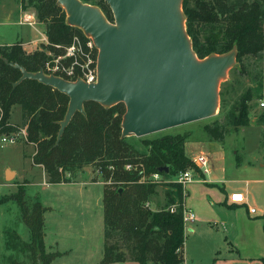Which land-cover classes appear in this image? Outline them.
Segmentation results:
<instances>
[{
  "label": "trees",
  "instance_id": "obj_1",
  "mask_svg": "<svg viewBox=\"0 0 264 264\" xmlns=\"http://www.w3.org/2000/svg\"><path fill=\"white\" fill-rule=\"evenodd\" d=\"M83 2L94 5L91 0ZM98 5L105 17L113 21V14L105 0ZM263 0H182L186 32L199 59L210 54H223L236 47V64L245 56H264ZM21 9L31 6L37 21L44 25L47 43L26 52L21 41L0 45V134L25 131V141L34 145L32 162L41 165L46 183L70 182L67 173L94 165L104 178L101 205L103 208V254L98 264H182L186 233L182 220L183 188L175 184L166 191V204L151 209L146 203L156 194L155 183L139 181L144 174L158 171L174 178L188 168H195L185 154L184 144L190 132L170 134L162 138L143 140L147 153L139 152L121 136V121L125 105L117 103L104 107L97 102L84 103V111L75 112L56 143L59 121L63 119L69 98L57 89L37 80L24 79L19 69L8 62L18 63L27 71L64 77L46 70L60 52L72 43L75 35L86 39L83 31L66 22V13L56 0H20ZM58 47V48H57ZM5 59L8 61L6 62ZM244 96L238 104L237 126L248 122ZM258 116L264 125V101ZM21 108V123L10 122L14 105ZM203 131L211 140L222 141L225 128L218 123L204 124ZM133 164L137 170L126 171L124 165ZM24 188L18 189L13 200L29 229L27 248L41 264H50L60 255L48 251L44 242V212L47 207L35 201L29 206ZM171 207H174L171 210ZM8 245H10L8 243ZM264 264V257L260 258Z\"/></svg>",
  "mask_w": 264,
  "mask_h": 264
},
{
  "label": "rangeland",
  "instance_id": "obj_2",
  "mask_svg": "<svg viewBox=\"0 0 264 264\" xmlns=\"http://www.w3.org/2000/svg\"><path fill=\"white\" fill-rule=\"evenodd\" d=\"M91 2L95 6L100 4L99 0H91ZM24 13L34 14V26L20 23ZM37 24L39 22L33 7L28 6L23 10L20 0H0V44L9 45L20 40L22 48L26 52H32V40H22L19 35L22 32L24 38L40 36L34 29V27H38ZM41 26L44 29V25L41 24ZM45 42L47 43V39ZM40 45L41 43H38L37 49ZM58 59L64 62V68H69L73 64V58L71 59L67 55L66 49L63 47L55 60L53 59V64L57 63ZM244 96L251 98L247 102L248 122L246 125L237 126L235 124L237 108L240 99ZM262 101H264V56L259 53L256 56H245L241 65H233L225 78L220 81L219 104L215 115L146 136L131 135L125 138L139 152L147 153V147L143 140L189 131L192 134L189 142L195 143L200 141L201 136H208L203 131V125L216 122L225 128V136L222 141H213L207 149L216 151L214 153L216 160L221 156L224 157L222 162L227 168L226 176H230L229 169L232 165L238 164L242 168L243 164L248 162L264 163V125L258 119ZM21 117V108L16 104L12 108L10 119L12 122H19L18 125H20ZM4 136L12 137L14 141L2 142L1 138ZM31 145L34 146L25 141L22 130L0 134V264H36L33 254L27 248H20L23 245L20 243L27 242L29 237V229L21 218L18 204L13 200V196L20 188H24V199L29 206L35 201H39L47 207L43 214L46 235L44 239L48 246L47 250L62 253L55 257L50 264H97L103 254L104 240L103 224L100 217L103 208L98 205V197L102 195V186L93 182L104 184L103 176L96 166L88 165L67 173L72 183H46L43 170L30 160L32 157L30 153L33 150ZM196 146V144L191 145L193 151ZM187 153L191 152L187 151ZM5 169L16 171V175L13 173L14 175L6 179ZM134 170H137V167ZM147 175L145 176L147 177ZM193 175L195 181L200 180L199 173ZM74 182L77 183L73 184ZM155 184L157 185L156 194L148 203V206L153 210L165 206V192L176 190L173 187L179 183L173 176L162 175L161 181ZM186 189L187 192L185 196L183 193V197L186 198L187 204L195 210V205L199 204L204 197V190L200 183H188ZM80 203L88 206L87 211L82 213V220H80V216H77L80 213L74 207ZM194 210L192 211L196 216V210ZM192 224V222L185 223L187 234H189L190 227L195 228V231L189 234L185 242V256H183L182 264L203 263L214 242V236L207 225L200 222H197V225H195L196 223ZM83 226H86L88 231L81 233ZM69 248L72 250L64 252ZM216 248L222 250V247L217 246ZM117 264L138 263L126 261Z\"/></svg>",
  "mask_w": 264,
  "mask_h": 264
},
{
  "label": "water",
  "instance_id": "obj_3",
  "mask_svg": "<svg viewBox=\"0 0 264 264\" xmlns=\"http://www.w3.org/2000/svg\"><path fill=\"white\" fill-rule=\"evenodd\" d=\"M56 2L67 24L80 28L97 48L96 82L70 81L43 69L30 72L5 59L21 72L14 86L33 79L68 96L56 143L74 113H85L87 101L125 105L122 137H142L215 115L219 84L236 64V47L199 59L186 32L182 0H105L112 22L98 6L82 0ZM12 175L5 170L6 179Z\"/></svg>",
  "mask_w": 264,
  "mask_h": 264
},
{
  "label": "crops",
  "instance_id": "obj_4",
  "mask_svg": "<svg viewBox=\"0 0 264 264\" xmlns=\"http://www.w3.org/2000/svg\"><path fill=\"white\" fill-rule=\"evenodd\" d=\"M32 15L34 16V14ZM37 26L38 27H34V29L40 36L36 35L32 38L27 36V38H24L22 32L19 35V38L22 40H32V51L37 49L38 43H46V36L41 23L37 24ZM10 122L12 124L19 123L12 122L11 119ZM191 136L192 134H190L185 141V154L191 158L198 152H205L209 158L208 172L204 174L199 173L201 175L200 180L195 181L193 179V181L190 182L191 184L200 183L204 190V197H202L200 203L196 204L194 207L196 211L187 204L185 197L183 202L184 207L195 211L196 216L192 223H196L195 225H197V222H200L207 225L214 236V242L210 246L209 255L201 264H263L260 258L264 257V163L253 164L248 162L243 164L244 167L242 168L241 165L238 164L232 165L229 169L231 175L226 176L227 168L222 162L224 157L221 156L220 159L216 160L214 158V153L216 151L207 149L215 140H211L208 136L203 135L200 137V141L194 143L189 142ZM195 144L197 146L193 151L191 145ZM32 147L33 150L30 156L34 153V146ZM186 150L191 152V155L188 154ZM30 160L32 162V158H30ZM35 165L40 167L44 172L41 165ZM259 168L262 170H259ZM13 173L16 175V171L13 170ZM69 183L72 182H68L67 184ZM75 183L77 182L73 184ZM93 183L100 184L103 192V184L101 182ZM185 191L187 192V189ZM233 192H243L246 202H231L228 196ZM98 198V205H101L102 195ZM74 207L75 210L80 213L77 216H80V220H82V213L87 211L88 206L80 203L76 204ZM250 208H254L255 211L251 212ZM100 217L103 224V212ZM85 231H88V229L86 226H83L81 233ZM188 231L190 234L195 231V228L190 227ZM189 234L186 233L185 242ZM82 236L84 235L82 234ZM45 237L46 235L44 238ZM185 242L183 246V256H185ZM45 246L46 249H48L46 243ZM217 246L222 247V250L216 248ZM71 250L72 249L69 248L64 252Z\"/></svg>",
  "mask_w": 264,
  "mask_h": 264
},
{
  "label": "built area",
  "instance_id": "obj_5",
  "mask_svg": "<svg viewBox=\"0 0 264 264\" xmlns=\"http://www.w3.org/2000/svg\"><path fill=\"white\" fill-rule=\"evenodd\" d=\"M263 2V12H264V0ZM20 23L33 25V15H30L28 13H24V15L21 17ZM263 28H264V16H263ZM67 55L73 58V64L69 68H64V62L62 60H57V63L50 64L47 63L46 70L49 72H57L61 75H63L64 79L75 81L76 79H81L86 83H93L97 80V48L94 46V43L90 37H86V39L80 38L78 35H75L72 39V43L67 46L66 48ZM84 49V51H83ZM67 57V56H66ZM55 60V59H54ZM53 60V62H54ZM69 65V64H68ZM68 65H65L68 67ZM50 74V73H47ZM61 77V76H60ZM261 106H263V102L260 103ZM25 136L24 129H21ZM2 142H11L14 141V138H7L2 137ZM193 162L194 168H188L184 171L180 172L176 177L175 181L181 184L183 188V193L185 196L186 193V185L193 181L194 179V173H206L209 169V158L208 155L205 152H198L194 154L190 158ZM136 167L133 164H126L124 165V170L126 171H133ZM162 178V174L158 171L152 172L145 176V174L139 178V181L145 182V183H157L160 182ZM228 199L231 202H237V203H243L246 202V198L243 192H233L228 196ZM146 205H149L148 202ZM174 207H171V210H173ZM251 212H254V208H250ZM182 220L184 224L186 222H193L195 220L194 212L184 207L183 204V210H182ZM186 231V230H185Z\"/></svg>",
  "mask_w": 264,
  "mask_h": 264
}]
</instances>
